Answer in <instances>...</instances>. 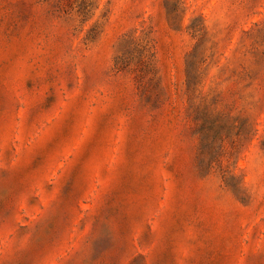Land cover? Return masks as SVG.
Returning a JSON list of instances; mask_svg holds the SVG:
<instances>
[{
    "label": "rangeland",
    "instance_id": "obj_1",
    "mask_svg": "<svg viewBox=\"0 0 264 264\" xmlns=\"http://www.w3.org/2000/svg\"><path fill=\"white\" fill-rule=\"evenodd\" d=\"M0 0V264H264V0Z\"/></svg>",
    "mask_w": 264,
    "mask_h": 264
},
{
    "label": "trees",
    "instance_id": "obj_2",
    "mask_svg": "<svg viewBox=\"0 0 264 264\" xmlns=\"http://www.w3.org/2000/svg\"><path fill=\"white\" fill-rule=\"evenodd\" d=\"M59 0H55L54 2H58Z\"/></svg>",
    "mask_w": 264,
    "mask_h": 264
}]
</instances>
